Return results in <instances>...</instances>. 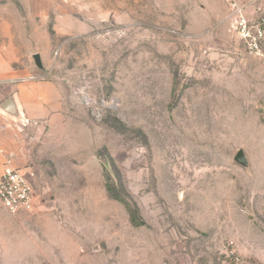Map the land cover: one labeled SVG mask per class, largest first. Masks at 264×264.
Masks as SVG:
<instances>
[{"label":"rangeland","instance_id":"obj_1","mask_svg":"<svg viewBox=\"0 0 264 264\" xmlns=\"http://www.w3.org/2000/svg\"><path fill=\"white\" fill-rule=\"evenodd\" d=\"M227 14L0 0L3 99L35 83L48 108L22 116L35 200L16 215L0 202V264H264V60Z\"/></svg>","mask_w":264,"mask_h":264},{"label":"built area","instance_id":"obj_2","mask_svg":"<svg viewBox=\"0 0 264 264\" xmlns=\"http://www.w3.org/2000/svg\"><path fill=\"white\" fill-rule=\"evenodd\" d=\"M229 31L245 44L247 53L264 60V0H225ZM0 176V202L13 215L30 210L35 192L23 170L13 163L14 155L6 154Z\"/></svg>","mask_w":264,"mask_h":264},{"label":"crops","instance_id":"obj_3","mask_svg":"<svg viewBox=\"0 0 264 264\" xmlns=\"http://www.w3.org/2000/svg\"><path fill=\"white\" fill-rule=\"evenodd\" d=\"M11 75L9 65L0 64V86L9 81ZM43 93V87L35 83L15 86L12 96L9 98H15L20 110V117L14 118L1 109L5 101L0 89V155H2V159L0 158V162H2L0 176L3 173L6 154L12 153L14 155V165L17 164L16 167L18 168L24 162L25 141L22 140L20 130H25L26 127L21 125L22 118L25 117L26 120L29 119L34 122L37 115L39 117L44 116L48 108L43 107V103L46 102Z\"/></svg>","mask_w":264,"mask_h":264},{"label":"water","instance_id":"obj_4","mask_svg":"<svg viewBox=\"0 0 264 264\" xmlns=\"http://www.w3.org/2000/svg\"><path fill=\"white\" fill-rule=\"evenodd\" d=\"M33 58H34L36 66L39 69L43 70L44 65H43L41 56L39 54H36L34 55ZM1 109L5 113L9 114L11 117H14V118L20 117V110L18 108V105L14 97H11L8 100H6L1 106ZM234 161L245 169H248L250 166L248 157L246 156V153L243 150L238 151V153L234 157Z\"/></svg>","mask_w":264,"mask_h":264},{"label":"trees","instance_id":"obj_5","mask_svg":"<svg viewBox=\"0 0 264 264\" xmlns=\"http://www.w3.org/2000/svg\"><path fill=\"white\" fill-rule=\"evenodd\" d=\"M129 212H130V215H131L132 222L138 223V218H137L136 211L134 209H132V208H129Z\"/></svg>","mask_w":264,"mask_h":264}]
</instances>
